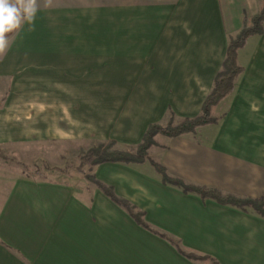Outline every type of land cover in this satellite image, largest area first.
Instances as JSON below:
<instances>
[{"label":"crops","instance_id":"1","mask_svg":"<svg viewBox=\"0 0 264 264\" xmlns=\"http://www.w3.org/2000/svg\"><path fill=\"white\" fill-rule=\"evenodd\" d=\"M39 3L35 30L25 23L11 34L0 58V143L81 136L136 146L147 125L165 122L170 111L176 121L197 116L228 39L261 0ZM250 39L224 116L194 133L157 134L147 156L186 183L259 198L264 29ZM258 71L263 94L243 96ZM236 102L263 103V110ZM149 166L148 159L104 162L92 173L185 252L219 264H264L263 217L163 184ZM0 264L209 263L138 225L93 183L0 176Z\"/></svg>","mask_w":264,"mask_h":264},{"label":"trees","instance_id":"2","mask_svg":"<svg viewBox=\"0 0 264 264\" xmlns=\"http://www.w3.org/2000/svg\"><path fill=\"white\" fill-rule=\"evenodd\" d=\"M264 29V0H261L257 14L243 18L239 32L228 39L224 59L220 69L214 76L213 84L205 99L202 102L200 113L194 117H184L178 123H171L172 112L170 111L169 123L162 125L159 123H149L145 129L141 141L136 145L134 151H126L115 148L116 142L109 140L99 142L91 146L84 154L86 162L98 165L104 162H117L124 164L143 163L148 159L149 163L158 173L163 184L174 186L183 192L199 195L203 200L212 199L220 204L238 208L244 212H252L264 218V197L251 198L240 197L231 193H225L217 188L205 185H195L186 183L183 179L168 174L166 168L149 158L148 149L155 144L157 134L166 137H177L186 133H194L197 128L215 124L219 117L215 115V110L219 102L231 93L235 86V79L242 73L243 67L237 62V55L240 48L244 47L249 37L263 33ZM80 171V170H79ZM46 178V177H44ZM85 178L99 188L113 202L122 207L134 221L145 229H148L174 244L182 255L209 264H219L213 257L199 255L193 252H185L178 244V241L152 229L146 223L144 211L140 210L129 200L119 197L114 188L100 181L93 173L86 174Z\"/></svg>","mask_w":264,"mask_h":264},{"label":"rangeland","instance_id":"3","mask_svg":"<svg viewBox=\"0 0 264 264\" xmlns=\"http://www.w3.org/2000/svg\"><path fill=\"white\" fill-rule=\"evenodd\" d=\"M250 44L251 39L246 46L239 49L238 64L243 65L245 52L248 51ZM250 76H252L251 82L253 81V85L242 88L241 94L243 96L246 95V97L262 95L263 72L258 71L255 76ZM226 97L216 107L215 113H217L215 115L219 118L224 116L229 107L231 108L232 103H227ZM234 105H241L242 109H247L248 106L255 109L254 107L257 106L258 110H263V103L248 104L236 102ZM169 119L167 118L165 122H159V124L166 125L169 123ZM171 123L175 124L178 121L172 118ZM99 142H107V140L81 138L80 136L76 139H32L21 142L0 143V176L34 179L46 177L53 181L71 182L77 185L86 184L89 181L85 176L86 174H92L93 165L86 162L84 154L91 146ZM115 148L134 151L136 146L116 145ZM149 168L155 170L152 165Z\"/></svg>","mask_w":264,"mask_h":264},{"label":"clouds","instance_id":"4","mask_svg":"<svg viewBox=\"0 0 264 264\" xmlns=\"http://www.w3.org/2000/svg\"><path fill=\"white\" fill-rule=\"evenodd\" d=\"M52 0H44L48 7ZM40 9L39 0H0V58L9 51L11 34L27 23L30 31L35 30V18Z\"/></svg>","mask_w":264,"mask_h":264}]
</instances>
